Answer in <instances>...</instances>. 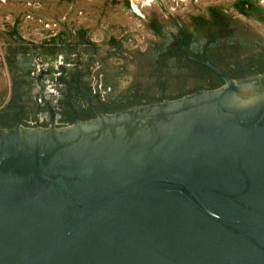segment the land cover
Returning a JSON list of instances; mask_svg holds the SVG:
<instances>
[{"label": "water", "instance_id": "water-1", "mask_svg": "<svg viewBox=\"0 0 264 264\" xmlns=\"http://www.w3.org/2000/svg\"><path fill=\"white\" fill-rule=\"evenodd\" d=\"M57 128H0V264H264V75Z\"/></svg>", "mask_w": 264, "mask_h": 264}, {"label": "rangeland", "instance_id": "rangeland-1", "mask_svg": "<svg viewBox=\"0 0 264 264\" xmlns=\"http://www.w3.org/2000/svg\"><path fill=\"white\" fill-rule=\"evenodd\" d=\"M183 30L201 39L210 62L233 79L264 75V0H0V38L8 39L12 31L10 39L24 35L29 44L34 39L59 45L62 36V54L55 59L62 57L55 71L60 92L75 86L77 98L79 88L103 104L105 114L225 84L206 66L182 59ZM13 43L17 68L9 47L0 43V128L12 126L9 114L23 117L32 103L25 98L28 62L16 39ZM36 76H30L34 84Z\"/></svg>", "mask_w": 264, "mask_h": 264}, {"label": "flooded vegetation", "instance_id": "flooded-vegetation-1", "mask_svg": "<svg viewBox=\"0 0 264 264\" xmlns=\"http://www.w3.org/2000/svg\"><path fill=\"white\" fill-rule=\"evenodd\" d=\"M135 11L140 12L138 8H135ZM178 37L182 43L180 45L181 48L179 49L182 59H186L203 66L206 65L193 60L191 57H195L196 59L203 61H211L207 56V49H202L201 39L200 41H197L196 38L192 37V35H190L185 30L179 33ZM59 61L55 60L51 62L49 60H45L44 58H36V63H33V71L31 74L37 72V82L34 84L32 90L33 94L35 96L37 95L34 100L38 102L39 105L37 108H39V110L36 116L30 114L29 117L25 119L19 118V123L12 125L13 127L22 125L27 128H51L52 126L57 128H65L74 125L77 121H89L95 119L97 117L96 111L105 114V112H103L105 107H101L103 104L98 103V101L93 99V97L83 94L79 88L75 89V92H77L78 95L77 98L75 96L76 93L73 92L75 86L69 85V87L63 90V93L60 92L59 86L61 85V82L59 81L58 73L56 74L55 71L60 68V65H62V57L61 59L59 58ZM206 67L209 71L212 70L213 73H215L217 77H219L222 82L225 83L222 77L218 75L214 69L208 66ZM223 71L231 77L229 71ZM245 78L248 77L243 76L242 79ZM79 81L80 83H83L82 80L79 79ZM79 93H81V95ZM75 97L80 102L77 107L74 106ZM63 98L66 100L63 101ZM96 102L99 106L96 105ZM47 123L48 125L43 126ZM12 126H8V128H11Z\"/></svg>", "mask_w": 264, "mask_h": 264}, {"label": "crops", "instance_id": "crops-1", "mask_svg": "<svg viewBox=\"0 0 264 264\" xmlns=\"http://www.w3.org/2000/svg\"><path fill=\"white\" fill-rule=\"evenodd\" d=\"M34 30V29H33ZM12 31H10V35H12L11 33ZM38 34V32H37ZM0 35H4L3 32H0ZM9 35V36H10ZM8 36V39H2L0 38V43L3 42V44H6L9 47V51L7 52V55L9 57V59L11 60V62L13 63V65L16 67V60L18 59L17 57V53L15 48H13L14 44V39H16L18 45L21 47V52L24 53L25 55V60L28 62V66L27 69H30V74L29 77L27 78V82H31L30 83V88H27V91L25 93H27L26 95V100H29L31 103V105L29 104V108L26 110V113L23 117H17L16 114L13 112L11 114H9V117H7V120H11L10 123L11 124H17L19 123V118H27L29 117L30 114H33L34 116L37 115L39 108H37L38 106H36V104L34 103V96H33V85L34 83L32 82V77L31 73L33 71V59L35 60L36 58L40 57V58H44L45 60H49V61H54L56 59V55L58 54H62V36L59 40V45H56L55 41H49L50 44H46V43H42V42H36L34 39L31 41V43L29 44L28 41V37L24 36V35H16L17 37H12L14 39H10L11 37ZM24 43V44H23ZM27 44V45H26ZM17 68V67H16ZM28 82V83H29ZM31 90V92H30ZM20 102H24V100L22 98H20ZM10 115H13L12 117H10ZM9 123V122H8Z\"/></svg>", "mask_w": 264, "mask_h": 264}, {"label": "trees", "instance_id": "trees-1", "mask_svg": "<svg viewBox=\"0 0 264 264\" xmlns=\"http://www.w3.org/2000/svg\"><path fill=\"white\" fill-rule=\"evenodd\" d=\"M140 106H142V105H140ZM134 106H132V105H130V106H126V107H124L123 108V111H127V110H129V109H132ZM120 108H122V107H120Z\"/></svg>", "mask_w": 264, "mask_h": 264}]
</instances>
